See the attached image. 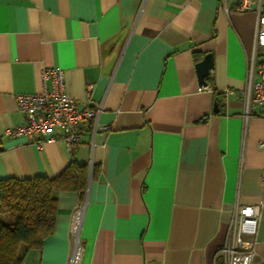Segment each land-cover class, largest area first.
<instances>
[{
  "label": "crops",
  "instance_id": "0c3cea01",
  "mask_svg": "<svg viewBox=\"0 0 264 264\" xmlns=\"http://www.w3.org/2000/svg\"><path fill=\"white\" fill-rule=\"evenodd\" d=\"M256 22L219 0H0V136L23 125L17 97L42 91L46 67L79 110L99 109L72 151L1 138L0 180L53 178L73 160L89 178L83 200L58 194L53 233L22 264H69L83 203L79 264H213L237 204L261 208L264 264V119L242 118Z\"/></svg>",
  "mask_w": 264,
  "mask_h": 264
},
{
  "label": "built area",
  "instance_id": "2783aa9c",
  "mask_svg": "<svg viewBox=\"0 0 264 264\" xmlns=\"http://www.w3.org/2000/svg\"><path fill=\"white\" fill-rule=\"evenodd\" d=\"M226 13L231 5L236 12H253L257 17L252 52L248 58L247 90L244 93V122L251 116L264 119V0H219ZM42 91L35 95L17 97V108L24 118L21 126L7 128L1 138L14 140L27 137H45L48 142L62 141L68 151L80 145L83 136V124L95 120L99 109L79 110L76 101L66 92L63 71L58 67H46L41 71ZM206 90L201 87L200 91ZM92 86L87 87L86 96L90 99ZM234 95L227 90L224 96ZM55 131L59 135L54 134ZM264 148V140L259 143ZM264 181V175H262ZM84 203L72 214L69 235L72 251L69 264H79L82 256L80 228ZM261 218L258 206L235 205L228 225L226 240L215 254L213 264H253L256 258V237Z\"/></svg>",
  "mask_w": 264,
  "mask_h": 264
},
{
  "label": "trees",
  "instance_id": "16d2710c",
  "mask_svg": "<svg viewBox=\"0 0 264 264\" xmlns=\"http://www.w3.org/2000/svg\"><path fill=\"white\" fill-rule=\"evenodd\" d=\"M88 173L74 160L53 178L0 180V264H22L30 250L41 249L53 233L58 194L77 192L83 200Z\"/></svg>",
  "mask_w": 264,
  "mask_h": 264
},
{
  "label": "water",
  "instance_id": "95a60500",
  "mask_svg": "<svg viewBox=\"0 0 264 264\" xmlns=\"http://www.w3.org/2000/svg\"><path fill=\"white\" fill-rule=\"evenodd\" d=\"M213 67L212 54H206L203 59L196 64V71L198 75V83L202 87H206V78L210 75ZM217 103L214 104V111L218 112Z\"/></svg>",
  "mask_w": 264,
  "mask_h": 264
},
{
  "label": "rangeland",
  "instance_id": "374dc122",
  "mask_svg": "<svg viewBox=\"0 0 264 264\" xmlns=\"http://www.w3.org/2000/svg\"><path fill=\"white\" fill-rule=\"evenodd\" d=\"M7 220L6 216L0 214V222H5Z\"/></svg>",
  "mask_w": 264,
  "mask_h": 264
}]
</instances>
